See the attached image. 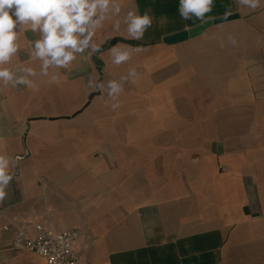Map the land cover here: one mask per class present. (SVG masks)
<instances>
[{
    "label": "crops",
    "instance_id": "1",
    "mask_svg": "<svg viewBox=\"0 0 264 264\" xmlns=\"http://www.w3.org/2000/svg\"><path fill=\"white\" fill-rule=\"evenodd\" d=\"M178 6L123 0L121 15L153 17L143 40L106 22L96 37L106 48L60 70L59 86L37 77L35 89L0 88V150L18 158L0 202V264H44L14 242L16 228L33 236L39 222L78 230L84 264H264V2L214 0L205 20L228 9L239 18L163 44L202 22ZM35 38L22 35L13 64L39 69L27 49ZM116 44L143 50L117 67ZM131 66L140 79L124 83L115 110L87 87Z\"/></svg>",
    "mask_w": 264,
    "mask_h": 264
},
{
    "label": "clouds",
    "instance_id": "2",
    "mask_svg": "<svg viewBox=\"0 0 264 264\" xmlns=\"http://www.w3.org/2000/svg\"><path fill=\"white\" fill-rule=\"evenodd\" d=\"M264 0H236V3L255 10ZM214 0H179L178 13L184 20L195 17L204 21L212 11ZM123 0H0V88L11 85L14 88L27 86L35 89L37 77L46 78L48 84H61L60 70L72 72L75 65L93 54L101 52V44L96 37L111 22L112 31L123 30L126 38L143 40L145 32L152 27L153 17L148 11L143 15L131 8L121 15ZM228 9L224 18L232 15ZM167 23L162 17L159 24ZM37 35L27 40L28 55L31 62H39V69L29 64H13L12 61L21 50V37L25 33ZM227 39L236 44L232 34ZM143 50L141 46L116 44L108 49L111 64L119 67L129 62L134 53ZM141 73L136 66L127 70V75L99 83L89 78L87 87L99 91L115 101L111 108L120 106L119 96L124 91V83L137 84ZM18 159V158H17ZM17 159L0 150V202L7 195L6 189L14 174L11 169Z\"/></svg>",
    "mask_w": 264,
    "mask_h": 264
},
{
    "label": "built area",
    "instance_id": "3",
    "mask_svg": "<svg viewBox=\"0 0 264 264\" xmlns=\"http://www.w3.org/2000/svg\"><path fill=\"white\" fill-rule=\"evenodd\" d=\"M33 228V236L25 227L16 228L14 242L42 258L44 264H84L78 259L75 249L78 230L54 232L44 222L35 223ZM2 229L7 230V226Z\"/></svg>",
    "mask_w": 264,
    "mask_h": 264
},
{
    "label": "water",
    "instance_id": "4",
    "mask_svg": "<svg viewBox=\"0 0 264 264\" xmlns=\"http://www.w3.org/2000/svg\"><path fill=\"white\" fill-rule=\"evenodd\" d=\"M238 18H239V15L237 13H233L232 15L228 16L227 19H225L224 16L207 19V20L200 22L196 26L164 36L162 38V42L163 44H166V45L181 43L183 41L199 36L210 26L221 24L227 21L238 19ZM112 44H113V40H110L108 42V45H112ZM102 49L103 47H101V50Z\"/></svg>",
    "mask_w": 264,
    "mask_h": 264
},
{
    "label": "trees",
    "instance_id": "5",
    "mask_svg": "<svg viewBox=\"0 0 264 264\" xmlns=\"http://www.w3.org/2000/svg\"><path fill=\"white\" fill-rule=\"evenodd\" d=\"M106 47V46H103V48Z\"/></svg>",
    "mask_w": 264,
    "mask_h": 264
},
{
    "label": "rangeland",
    "instance_id": "6",
    "mask_svg": "<svg viewBox=\"0 0 264 264\" xmlns=\"http://www.w3.org/2000/svg\"><path fill=\"white\" fill-rule=\"evenodd\" d=\"M143 45V44H142ZM104 48H106V47H104Z\"/></svg>",
    "mask_w": 264,
    "mask_h": 264
}]
</instances>
